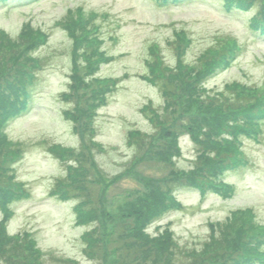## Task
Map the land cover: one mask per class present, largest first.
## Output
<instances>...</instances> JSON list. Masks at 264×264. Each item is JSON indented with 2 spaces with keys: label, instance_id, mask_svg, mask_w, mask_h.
<instances>
[{
  "label": "rangeland",
  "instance_id": "rangeland-1",
  "mask_svg": "<svg viewBox=\"0 0 264 264\" xmlns=\"http://www.w3.org/2000/svg\"><path fill=\"white\" fill-rule=\"evenodd\" d=\"M3 2L0 35L5 33L7 39L0 36V67L11 66L6 70L8 81L18 75L15 57L19 59L25 47L32 45L33 39L23 33L25 25L47 35L34 53L43 67L37 71L29 110L5 129L11 147L23 149L10 174L27 193L8 204L11 218L6 232L10 237L31 235L41 251L34 264H121L120 246H136L137 209L152 194L165 198L166 185L183 183L175 181L172 172L191 174L198 167L199 146L192 136H178L181 152L171 162L166 153L173 147V138L144 111L147 107L159 111L160 122L176 115V126L183 109L194 112L186 100L170 104L169 112L164 109L168 101L160 87L165 83L183 91L190 79L181 69L182 76L179 72L163 80L160 70L176 71L179 61L183 67L196 66L219 42L235 39L241 45L238 58L202 87L215 93L230 83L263 87L264 35L251 28L259 6L228 11L224 0H184L169 7L158 6L155 0ZM79 18L85 20V33L75 26ZM86 33L97 39L95 47L107 60L99 62L93 76H86V60L78 57L84 80L116 81L90 121L84 114L88 93L84 96L85 88L75 79L73 59L74 35ZM10 56L14 63L8 61ZM151 65L157 68L153 74ZM4 80L0 77L3 84ZM70 87L75 97L65 101L63 94ZM67 111L73 114L65 115ZM260 128L257 139H242L249 164L224 175L234 188L231 197L215 192L201 195L197 188L182 187L176 192L180 204L149 226L146 232L151 236L173 231L176 248L171 251L176 254L167 251L168 255L158 259L162 264H227L247 256L236 243L239 236L251 240L254 235L243 220H253L264 230V121ZM143 137L144 148L138 144ZM7 146L0 145V166L3 159L13 157ZM54 148L72 153L62 154ZM4 184L2 191L7 189ZM80 206L83 216L79 221ZM247 209L253 214L238 212ZM3 215L0 198V224ZM234 215L240 218L232 220ZM4 236L0 234V264H7L3 256L10 260L8 264H30L32 251L24 240L10 242ZM153 253L137 262L153 264L152 258L157 259Z\"/></svg>",
  "mask_w": 264,
  "mask_h": 264
},
{
  "label": "trees",
  "instance_id": "trees-1",
  "mask_svg": "<svg viewBox=\"0 0 264 264\" xmlns=\"http://www.w3.org/2000/svg\"><path fill=\"white\" fill-rule=\"evenodd\" d=\"M3 1L5 0H0V2ZM155 1H157V3L162 2L163 4H172V2L177 3L180 0ZM257 3L258 0H224V9L228 11L238 9L249 11L254 6H259L258 13L252 18L251 28L255 32L264 33V0L261 1L260 5ZM75 24L77 28L79 27L83 30V33L87 31L85 28V20L79 18ZM24 32L29 39H33V41L31 47H25L24 52L19 56V59L18 57H15L14 61L18 64V75H16L13 78V81L10 82L7 78V71L10 70L11 66L7 64V66L0 67L1 79H7L4 80L5 84L0 81V145H8L7 147H9L11 151L13 150V157L3 159V165L0 166V180H6L5 184L0 182V186L3 184L7 185V189H4V191L0 190L1 205L4 213V218L0 224V234H5L4 238H9L8 240L10 242L22 238L24 240L22 241L23 244L32 251L30 254V259H32L30 264H34L35 260L40 259L41 251L36 248V242L31 235L28 233L22 237L19 235H17V237H10L6 232V223L11 218L8 204L12 201H16V199L25 197L27 193H25L24 185L14 183L13 177L10 174L12 165L21 157L23 149L11 147V140L8 139L4 127L12 121V119L23 115V113L29 109V98L32 96L33 87L36 84L35 80L37 78V71L43 67L42 62L34 56V53L37 47L41 44V41L44 40L45 42L47 40V35L43 31H35L31 27V24L25 25L23 33ZM0 36L4 37L6 34L1 33ZM74 37V40L77 41L75 44L76 50L73 53L75 79L85 88L86 91H82L84 96L88 93L85 99L86 108L84 114L88 115L87 119L90 121L94 116L93 111L106 99V96L116 84V81L111 79L102 80L98 78L93 79L94 81L89 83L84 80V71L86 70V76L88 74L93 76V74L98 71L97 66L99 62L106 58L102 51L95 47L97 39L90 38L87 33L81 37H78L77 35H74ZM5 38L7 39V37H4V39ZM240 49L241 45H239L238 41L235 39H229V41L224 42L223 44L219 42L218 46L212 49L207 56L202 57L196 66L186 65V67H183L185 65L179 61L178 66L180 67H178L176 71L170 68L160 70L159 77L163 80L175 77L177 76L176 73L179 72H181L179 76H182L183 72L181 69L185 71L184 75L190 79V83L185 86L186 88L183 91H180V88L179 91L175 89L172 90L171 88H168L169 85L165 83L160 87L163 89L164 98L168 101L166 104L167 108L165 105L164 109L169 112L168 108L170 107V104L173 103L175 105L176 101L179 102L186 100L189 108L193 109L194 112H186L183 109L181 114H179L181 119L180 123L176 126L175 121L177 122L178 120L176 115H170L172 119H169V117L166 121L160 122L158 120L161 116L159 111L149 107L144 109V111L148 112V116L154 124H162V127H165L163 132H167L168 138H173V147H170L166 153L168 155L170 154L169 160L171 162H173L172 159L175 157H179L181 152L178 136L181 134H190L192 136L194 142L199 146V155L196 161L198 167L195 168L194 173L191 174L183 172L171 173L173 174L175 181H180L181 179L183 183H176L178 187H174L175 184L166 185L167 188L164 191L166 192L165 198L168 199L167 203L164 195L159 196L152 194L151 197H148L145 201V205L137 209L136 246H120L122 251L121 254L124 255V261L121 264H139L137 262L138 259L141 258V256L147 258V255H150L152 250H154L153 254L157 255V259L155 257L152 258V262H154L153 264H162V260L159 261L161 257L168 255L169 251L170 253H174L171 251V248H176L173 231L166 230L158 236H151L146 231L149 226L155 222V219H159V217L165 215L171 209H174L180 204L176 198V192L180 190V188L192 186L197 188L201 195H205L208 192H216L221 196H232L233 188L230 184L223 181V176L227 172L234 171L248 164L245 154L242 151V139L244 137L257 139L261 132L260 124L264 121V85L260 88L257 87L251 89L242 84L230 83L229 85H226L227 87L225 90L217 93L206 90L202 85L209 77L216 75L219 71L228 69L240 53ZM78 57L86 60L85 70L79 66ZM13 58V56H10L8 61L14 63L11 62ZM152 66L153 65H151V67ZM153 67L151 68L152 74L153 69L154 71H157V68L155 69V67ZM12 83H15L16 85L13 86ZM71 87L75 88V85H71ZM71 87L70 91L63 94V99L65 101H70L75 97ZM70 113L72 112L67 111L65 115ZM167 126L171 127L168 128ZM137 137H141V134ZM147 140L149 141L150 138ZM145 141L146 139L143 137L138 143L139 147L145 146ZM54 149L62 154L72 153V150L65 151L59 148ZM185 179L186 181H184ZM62 197L66 196L62 194ZM150 200L152 201L151 203ZM85 202L88 204L87 200H85ZM146 206H148V208H145ZM79 208L78 220L80 221L83 216V211L82 206ZM238 212L243 215L247 214V212L253 214L250 209ZM239 218L240 217H235L234 215L232 220L236 221ZM230 221L231 220H229V222ZM243 222L251 227L252 233L254 234L250 237L251 240L240 236L237 238V249L241 250V254H247V256L244 258L238 257V259L228 261L227 264L264 263V230L259 225L255 226L253 220L249 221L244 219ZM225 224L228 223L225 222ZM118 241L119 240H116V242ZM136 252L138 254L128 256V253ZM128 257H132V260L128 259ZM150 257L148 256V258ZM2 261L8 264L10 260L7 261V258L3 256Z\"/></svg>",
  "mask_w": 264,
  "mask_h": 264
}]
</instances>
